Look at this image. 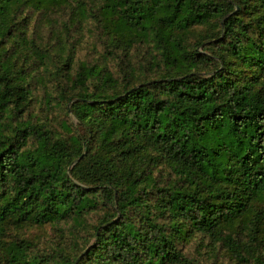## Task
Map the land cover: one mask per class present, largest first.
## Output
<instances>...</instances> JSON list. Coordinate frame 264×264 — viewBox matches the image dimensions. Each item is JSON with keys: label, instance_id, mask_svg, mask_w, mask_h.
<instances>
[{"label": "trees", "instance_id": "obj_1", "mask_svg": "<svg viewBox=\"0 0 264 264\" xmlns=\"http://www.w3.org/2000/svg\"><path fill=\"white\" fill-rule=\"evenodd\" d=\"M70 1L121 68L79 67L61 136L25 117L46 55L23 13ZM46 224L87 239L5 238ZM196 237L264 264V0H0V264H194Z\"/></svg>", "mask_w": 264, "mask_h": 264}, {"label": "rangeland", "instance_id": "obj_2", "mask_svg": "<svg viewBox=\"0 0 264 264\" xmlns=\"http://www.w3.org/2000/svg\"><path fill=\"white\" fill-rule=\"evenodd\" d=\"M70 3L72 5L57 4L42 12L31 9L23 13V15L28 14L26 20L28 33L35 38L43 55H46L42 60L43 63L39 58L31 63L30 71L33 72V76L29 85L32 95L25 117L34 122L44 123L53 134L61 136L82 132L70 109L74 99L66 101V97L73 96L82 88L74 83L79 67L93 65L103 72H112L114 77L120 74L121 68L119 58L112 59L110 56H105L99 41L101 30L90 17L85 20L78 19L77 22L71 21V8L74 7L75 2L70 1ZM147 51L145 46H136L131 49L129 55L120 51L116 53L124 60L127 58L133 60L138 68H142L145 64L148 65ZM67 52L71 55L69 66L64 65ZM87 84L91 86V80H88ZM97 216V212L91 213L87 219L94 223ZM71 229V224H62L57 230L48 224L41 227L25 226L9 230L5 238L36 241L41 251L46 250L51 244L55 245L61 240L63 242V239H70L72 235L83 244L87 238H81L80 235L84 233L73 230L71 234ZM178 249L194 264H233L224 250L217 245L211 246L207 238L196 237L184 241L178 245Z\"/></svg>", "mask_w": 264, "mask_h": 264}]
</instances>
